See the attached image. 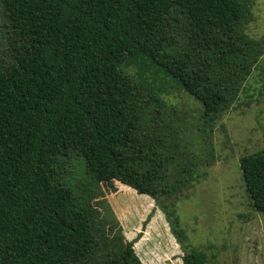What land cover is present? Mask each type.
Here are the masks:
<instances>
[{
    "label": "trees",
    "instance_id": "16d2710c",
    "mask_svg": "<svg viewBox=\"0 0 264 264\" xmlns=\"http://www.w3.org/2000/svg\"><path fill=\"white\" fill-rule=\"evenodd\" d=\"M255 1L0 0V264H142L114 181L155 201L183 264H207L176 205L202 159L167 97L194 99L204 134L235 105L264 48ZM240 170L264 213V148Z\"/></svg>",
    "mask_w": 264,
    "mask_h": 264
},
{
    "label": "rangeland",
    "instance_id": "374dc122",
    "mask_svg": "<svg viewBox=\"0 0 264 264\" xmlns=\"http://www.w3.org/2000/svg\"><path fill=\"white\" fill-rule=\"evenodd\" d=\"M252 11L247 31L264 39V0H256ZM5 36L0 26V58ZM167 99L202 159L196 180L176 204L184 243L206 253L207 264H264V213L252 206L240 170L242 156L264 148V48L237 102L207 134L194 99L184 93H171ZM78 168L72 163L69 169L76 173ZM113 184L116 190L105 191L104 197L125 239L138 236L133 247L142 264H183L181 244L155 201L118 181Z\"/></svg>",
    "mask_w": 264,
    "mask_h": 264
}]
</instances>
